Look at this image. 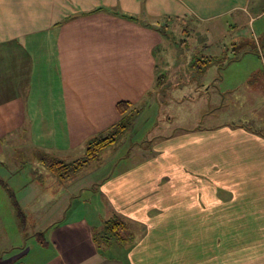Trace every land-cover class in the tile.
I'll return each instance as SVG.
<instances>
[{"label":"crops","instance_id":"0c3cea01","mask_svg":"<svg viewBox=\"0 0 264 264\" xmlns=\"http://www.w3.org/2000/svg\"><path fill=\"white\" fill-rule=\"evenodd\" d=\"M263 15L264 0H0V179L14 183L10 189L20 195L15 203L21 202L23 210L19 208V216L13 213L12 228L17 231L3 230L5 251L0 254V264H129L127 259L136 260L148 253L135 242L96 247L93 234L114 215L130 221V226L131 220L142 223L145 238H159L157 225L176 221L185 228L184 234L177 230L178 238L188 232L202 240L198 245L207 247L203 259L187 254L180 257L186 260L184 264H213L217 246L228 255L230 248L224 247L227 239L241 238L230 235L229 228L242 226L238 223L244 217H264V204L251 197L254 187L257 192L264 191V138L247 126L206 128L203 120L213 110L211 105L206 107L211 99L209 86L198 81L191 87V98L179 95L186 86L183 84L192 81L184 80L187 76L169 63L167 66L173 68L168 72L165 58L158 61L156 54L164 53L166 31H159L157 23L164 16L203 22L205 35L196 42L200 41L208 53L210 38H227L240 30V22L254 26ZM149 17L157 19L152 22L156 25L147 20ZM225 17L233 22L214 23ZM252 31L253 49L242 48L240 52L261 54L264 66V27H253ZM235 41L230 42L233 48L249 43L239 36ZM222 46L220 57L207 53L203 57L224 58L222 54L229 50ZM261 72L253 71L247 79L243 87L249 93L243 94L242 104L252 98L255 107L264 108V92L258 86L261 83L264 87V69ZM161 90L168 91L167 99L154 97L162 96ZM202 97L205 103L198 105ZM121 101L141 106L139 113L155 110L157 119L165 116L161 123L157 120L155 128L159 126L160 132L169 136L150 137L167 142L156 164L168 159V153L178 157L175 165L182 171L175 177L187 181L175 189L158 190L150 181L157 179L158 172L149 171L148 156L139 150L130 152V146L149 138L155 131L153 126L142 138H132L126 153H115L119 151L115 146L109 148L114 152L103 154L102 161L95 160L100 164L93 174L92 189L102 202V215L92 221L80 208L74 211L71 193L62 188L65 179L52 175L41 158L64 162L83 158L86 142L121 118L117 110ZM169 143L172 150H168ZM183 150L189 159L184 160ZM0 185L10 190L5 181ZM38 199L42 204L37 207ZM53 203L59 206L55 212ZM161 205H166L168 220L159 208L148 215V206ZM247 211L251 213L243 216ZM173 213H177V220L172 219ZM187 227L193 228L191 233ZM189 235L183 237L191 238ZM260 239H253L252 244L264 253ZM185 242L186 247L191 243ZM120 247L126 261L103 252ZM148 259L150 264H163L157 256Z\"/></svg>","mask_w":264,"mask_h":264},{"label":"rangeland","instance_id":"374dc122","mask_svg":"<svg viewBox=\"0 0 264 264\" xmlns=\"http://www.w3.org/2000/svg\"><path fill=\"white\" fill-rule=\"evenodd\" d=\"M166 17H170L166 18ZM263 18L260 19L261 21H258L252 26V22L247 25V23L240 22L237 27L240 28L239 31L230 33L227 38L223 37L220 40H214L210 38L211 41H209V52L207 53L204 49L202 44L197 43L196 39H200V37L205 35V24L203 22H190V20L182 19L179 17H171V16H164L162 19H160V22L157 23L158 27L165 32V44L163 46L164 53L162 51L157 52L156 56L158 57V61H162L164 59L166 61V70L169 72V68L167 63L169 65H174L178 72L180 74H183L184 76H187L184 78V80H191L190 83H185L183 85H186L182 87L181 89H177L175 93L179 92V95L183 96L186 95V97L191 98L192 94V86L196 87V84L199 83H205L206 86H209L210 89V100L207 103L206 107L208 105H211L212 113L207 114V117L203 120L206 125L207 129L219 127L221 125H237V126H247V128L251 129L252 131L257 133H264V108L255 107L253 103H255V99H248L246 100L247 104H242L243 102V94L249 93V90L245 88V84L249 76L253 73V71H263L264 66L262 62V58L259 57L256 53L253 54H243L240 52L242 48L253 49V36H252V28L253 27H264V15ZM151 24L156 25L152 22H156V18L149 17L147 19ZM233 22V18L231 17H225L219 20H214V23L223 25V24H231ZM215 24V25H216ZM165 29V31H164ZM191 30H193L191 32ZM193 36H192V34ZM243 37L246 38V41L249 42L248 44H245L244 42L242 44L238 43L239 47L233 48V46H230V42L234 43L236 42V37ZM201 40V39H200ZM219 41V42H216ZM222 42V43H221ZM224 45L228 48L227 53H223L224 58H219L221 60H218L217 64L215 62L214 65H210L203 73L198 72L194 69L193 63L198 58L203 57L204 55H212V56H221V48ZM193 47H195V51H193ZM193 50H192V49ZM234 49V50H232ZM237 51H236V50ZM193 51V52H192ZM234 53L236 58L234 57ZM243 54V55H242ZM229 58V59H228ZM177 60V61H176ZM225 60V61H224ZM193 62V63H192ZM192 63V64H191ZM225 64L223 65V68L221 70H218L217 65ZM262 73V72H261ZM244 86V87H243ZM259 87H261L264 92V87L261 83L258 84ZM160 90V89H159ZM187 90H189L187 92ZM244 90V91H243ZM162 91V90H161ZM191 91V92H190ZM230 91V93H228ZM252 91V89H251ZM162 96H156L155 98H166L168 95V91H165V93L162 91ZM173 93V92H172ZM188 93V94H187ZM190 93V94H189ZM196 94V93H193ZM239 96V98H237ZM153 97V96H152ZM174 97H177L176 94ZM209 97V96H208ZM167 99V98H166ZM204 99L205 97H202L201 100H198V105L202 102L205 103ZM165 100V99H164ZM224 101V104H221ZM141 107V106H138ZM138 107H134L135 109H138ZM199 109V106H198ZM152 110V109H151ZM199 116V114H198ZM165 116H158L156 115V111H148V112H141L138 115H136V119L134 120L132 129H130L124 137L120 139L116 144L109 148H114L117 146V152L115 153H126L127 148L130 146L129 142L132 138H142L147 134L148 131L151 130V128L154 126L155 131H152L149 133L148 137L144 140V142H139L135 145H132L129 147L130 152H135L137 150L141 151L143 155L148 156V161L146 164H149V171L155 170L158 172L157 179L150 180L151 183H155L158 190H166L168 189H175L177 187L183 186V183L187 181V178L185 179H178V177H175L176 172H181L182 168L176 167L175 162L178 157H175L171 154H166L168 159H166L163 163L156 164V158L158 156H161L164 154V144L167 142L165 141H159V138H153L154 135L157 134H163L168 135L167 132H160V127L158 126L155 128L157 120L159 123L162 122L163 118ZM199 127L204 128V124L201 122H197ZM133 130V131H132ZM174 132V131H173ZM172 132V133H173ZM169 136V135H168ZM128 137V140H127ZM130 138V139H129ZM125 143H122L124 142ZM173 144L169 143L168 150H172ZM183 147V146H182ZM108 148V149H109ZM110 151L107 152L105 149L104 152L100 154V156L96 159L97 161L100 159L102 161L103 154L104 157L106 154H110V152H114L113 150L109 149ZM171 153V152H170ZM183 158L184 160L187 158L189 159V154L183 150ZM186 156V157H185ZM93 161L84 166L83 169L79 170L74 174L75 177L72 179L70 177L64 178L65 181L63 182L64 185H62L63 190L66 192L71 193L69 196V200L73 203L74 211L76 209L80 208L79 210L82 212V214L85 217H88V219H92L97 217H101V200L99 199L98 202V195L94 192L92 189L94 184V171L95 169H98V166L100 162ZM17 173L14 172V175ZM183 174V173H182ZM21 181H24L25 178L23 175L19 177ZM7 184L9 189L11 187L14 188V183L8 179L2 178L0 179V184L3 183ZM11 182V183H10ZM25 182V181H24ZM13 184V186H12ZM4 185V184H3ZM262 187V186H261ZM12 189V188H11ZM10 189V190H11ZM253 197L254 201L255 198H257V202L264 204V191L257 192V187L253 188ZM12 192V190H11ZM249 192V191H248ZM251 193V192H249ZM66 195H63L65 197ZM61 195L57 196L56 198H60ZM20 195L17 193L13 194V198L9 197V192L5 191L4 188L2 189L0 185V254H3L2 247L4 245V238H6V235H4L3 230L6 229L7 231L10 230L13 231L17 229L12 228L13 225V213L18 215L19 214V208L22 210V206H19L18 203H15V200H19ZM38 204H42V199L37 200V207ZM247 204V203H245ZM22 205V204H21ZM70 205V204H69ZM54 206V203H53ZM78 206V207H77ZM166 205L161 206H148V215L151 216L153 211L159 208L160 212H163V217L165 220H168L169 218L166 216V213H164V207ZM58 203L57 206L53 207V212L58 209ZM159 212V211H158ZM172 213V212H171ZM251 212H245L243 213V216L247 215ZM170 214V212H169ZM253 215L250 217L252 218ZM16 217V216H15ZM14 217V218H15ZM68 217V216H67ZM250 217H244L242 221H239L242 226L239 227H230L229 233L235 236L236 234L241 237L238 240L235 238H228L227 241L224 244L225 246H228L230 249L228 251V255L223 251L219 252L220 249L219 246H217V249H214L213 252V264H264V253H260L259 248H254L252 241L255 238H261L260 243V249L264 250V217H261L259 220H252ZM49 218V217H48ZM47 218V219H48ZM172 219L177 220V213L172 214ZM131 231L135 234V243L140 245V248H146L148 250V253L141 254V257H138L136 260L134 259H127V255L124 252V249L117 250H110L105 249L103 252L105 254L111 255V256H117L124 261H128L129 264H150V260L148 259L149 256H157L160 261L163 264H184L186 260L181 259L180 257H186V254L188 257H198V259H203L201 255H206L204 249L205 247L203 244L198 245V242H201L202 240H199V238H192V234L189 235L187 232L185 235H189L191 238H184L183 235L182 238L177 237V230H180L183 233V230L185 231V228H181V226H178V223L176 221H171L172 223H161V225L158 226V230H160L158 233L159 238H145L146 236V228L145 226L140 223L139 221L131 220ZM93 223V222H91ZM96 225L99 227V224L95 222ZM236 223V222H235ZM103 224V223H102ZM237 224V225H238ZM102 226V225H101ZM144 226V227H143ZM163 226V228H162ZM24 228V227H22ZM144 228V229H143ZM102 229V228H100ZM156 229V227H155ZM190 233L193 228H186ZM227 229V228H224ZM217 228H214V231L217 232ZM155 232V231H154ZM184 234V233H183ZM219 234V233H217ZM199 232L197 231V236L199 237ZM16 236L18 237V234L16 233ZM243 236H245L243 238ZM8 238V237H7ZM10 238V236H9ZM11 238H15L14 235ZM184 238V239H183ZM238 238V237H237ZM226 240V238H224ZM186 240H190L191 243L186 246H183L186 244ZM6 242V240H5ZM182 242V245H179V243ZM244 243V244H243ZM11 245V243H10ZM144 247H143V246ZM245 245V247H244ZM239 247V248H238ZM244 247V249L241 250V248ZM234 248V249H233ZM2 249V250H1ZM231 249H233L231 251ZM240 249V250H239ZM210 256L212 255V252L210 251ZM260 253V254H256ZM255 254V255H254ZM223 255V258L221 256ZM136 256V255H135ZM200 256V257H199ZM261 256V257H260ZM178 257V258H177ZM176 258L175 260H173ZM139 259V262L137 261ZM222 260V261H221ZM131 261V262H130ZM137 261V262H135ZM175 261V263L173 262ZM153 263V261H152ZM205 264V263H200Z\"/></svg>","mask_w":264,"mask_h":264},{"label":"trees","instance_id":"16d2710c","mask_svg":"<svg viewBox=\"0 0 264 264\" xmlns=\"http://www.w3.org/2000/svg\"><path fill=\"white\" fill-rule=\"evenodd\" d=\"M116 13L122 17L136 20V18L130 16L129 14L125 15V13H120L118 11ZM166 18L170 19V17ZM157 29L161 31L159 27H157ZM218 60L221 59H216L210 56L201 57L194 61L195 63H193V67L198 72L203 73L210 65H214L215 62L217 64ZM223 65L225 64H218V70H221ZM254 79L251 81H254ZM117 105L118 114L121 118H119L118 122L112 125L105 132L90 138L86 142V151L83 158L75 160L74 162H64L45 156L41 158V162H43L52 175L60 179L69 177L71 174L82 169L86 164L95 161L100 154L105 151V149H108L116 144L130 129H132L136 115L139 114V110L135 109L134 106L126 101H121ZM254 133L264 138V133ZM7 192H9V197L13 198V192L8 189ZM129 222L130 221H127V219L119 215H114L107 221H104L100 232L93 234V242L96 247L101 248L113 243L120 245H132L135 238L134 233L131 231Z\"/></svg>","mask_w":264,"mask_h":264}]
</instances>
